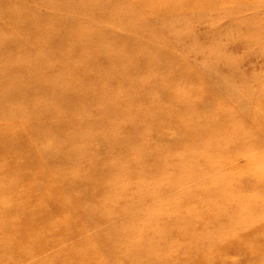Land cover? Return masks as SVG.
Masks as SVG:
<instances>
[{
  "label": "rangeland",
  "instance_id": "obj_1",
  "mask_svg": "<svg viewBox=\"0 0 264 264\" xmlns=\"http://www.w3.org/2000/svg\"><path fill=\"white\" fill-rule=\"evenodd\" d=\"M0 264H264V0H0Z\"/></svg>",
  "mask_w": 264,
  "mask_h": 264
},
{
  "label": "bare ground",
  "instance_id": "obj_2",
  "mask_svg": "<svg viewBox=\"0 0 264 264\" xmlns=\"http://www.w3.org/2000/svg\"><path fill=\"white\" fill-rule=\"evenodd\" d=\"M182 9H183V7H182ZM99 31H101V30H99Z\"/></svg>",
  "mask_w": 264,
  "mask_h": 264
}]
</instances>
